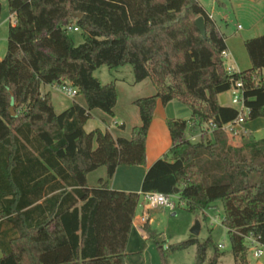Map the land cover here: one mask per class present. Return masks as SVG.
I'll list each match as a JSON object with an SVG mask.
<instances>
[{"label": "trees", "instance_id": "obj_1", "mask_svg": "<svg viewBox=\"0 0 264 264\" xmlns=\"http://www.w3.org/2000/svg\"><path fill=\"white\" fill-rule=\"evenodd\" d=\"M8 5L15 23L0 59V264H126L136 209L147 192L177 194L193 214L221 201L234 264H249L250 239L264 245V136L243 133L235 144V130L224 126L237 119L238 108L220 104L219 94L242 81L244 121L264 118V34L244 42L250 68L231 71L226 36L200 0ZM200 16L205 36L196 24ZM68 26L83 31L81 44ZM125 65L136 83L149 79L156 89L133 102L141 123L129 135L115 136L108 127L87 131L94 110L113 117L118 102L116 84L102 83L94 72ZM61 79L78 92L70 107L57 112L42 86ZM159 100L182 102L191 119L167 120L172 145L147 170L141 193L111 188L118 167L146 164ZM189 123L201 129L200 141L188 137ZM102 167L105 176L90 186L89 175ZM146 230L162 264H170L169 251L191 245H197L195 264H220L223 253L211 238L200 242L192 234L165 248L157 230Z\"/></svg>", "mask_w": 264, "mask_h": 264}, {"label": "rangeland", "instance_id": "obj_2", "mask_svg": "<svg viewBox=\"0 0 264 264\" xmlns=\"http://www.w3.org/2000/svg\"><path fill=\"white\" fill-rule=\"evenodd\" d=\"M200 1L208 10H211V6L214 4V16L218 21L222 32L227 38V45L231 50L235 51V54H237L240 65L244 66V62L246 64L250 63L244 42L249 38L264 34V0H220L216 2L213 0ZM223 3H225V5H223ZM8 15V8H6L0 17V52L4 50L5 54L7 51L8 29L10 26V19L6 18ZM69 35L72 37L76 45H79L84 41L82 30H71L69 31ZM230 62V60L225 59L227 66ZM94 76L104 84L111 82L116 84L119 91V104L116 107V114L113 117L105 115L99 109L94 110L92 118L86 123V129L91 131L97 127L107 128L108 126H111L114 128L111 131H117L119 126L115 124V121L119 122L122 120L126 123L127 129L125 133L126 135H129L133 126L137 124L135 123L136 116L138 117V124L141 123L138 108L132 101L155 94V87L149 79H146L144 82L136 83L134 73L130 65H125L113 70H110L107 66H102L94 72ZM42 89L51 90L52 102L55 105L57 112L65 110L74 102L73 98L68 97L61 91H58L52 85H43ZM230 94L231 91L228 92V95ZM174 105L181 107L180 111L177 110V112H175L176 116L185 120L191 119L192 112L185 104L176 101L174 102ZM191 127V123H189L187 132L189 138L194 142L200 141L202 135L201 129H193ZM236 132L238 134L235 139L238 143L241 141L242 131L238 127ZM209 135L210 134L207 132V134L203 137L208 139L210 138ZM104 171L105 168L102 167L91 173L88 177L89 185L95 186L98 177L103 175ZM142 201L143 198L140 196V205L142 204ZM175 201L177 203V208L173 211L167 210V212L162 216L159 226H157V229L164 233L163 237H161L163 246L165 248L170 246L173 247L188 240L192 236L191 228L198 222L200 225V231L198 235L195 236L199 239V241L203 242L208 238H211L216 246L219 244L221 245L219 248V251L223 253L220 259L221 264H234L229 235L226 227L222 224L224 218V208L222 202H215L217 207L216 209L209 208L204 212L200 211L193 214L188 211L185 205H180L178 199H175ZM169 252L170 264H195L197 245H191L185 249H175ZM145 253L147 261H150L149 264L159 263L161 260L159 250L155 244ZM213 253V248H210L208 250V257H211ZM248 257L251 261L255 260L253 247H250ZM147 261L144 263L140 262L141 264H146ZM140 262H135V264H140Z\"/></svg>", "mask_w": 264, "mask_h": 264}, {"label": "crops", "instance_id": "obj_3", "mask_svg": "<svg viewBox=\"0 0 264 264\" xmlns=\"http://www.w3.org/2000/svg\"><path fill=\"white\" fill-rule=\"evenodd\" d=\"M2 3V12L5 11L6 8H8L9 15L6 17L7 19H10V24L15 23V15L10 12L8 0H0ZM214 2L220 1V0H213ZM201 2V1H200ZM202 3V2H201ZM202 5L205 7V5L202 3ZM225 5V3H223ZM7 6V7H6ZM205 9L209 12L210 16L216 20L214 14H215V6L214 4L211 6V10H208L206 7ZM0 15V17H1ZM1 19V18H0ZM224 19V17H223ZM5 21V19H4ZM3 22V21H2ZM218 23V21L216 20ZM219 25V23H218ZM219 28L221 30V27L219 25ZM222 31V30H221ZM227 43V38H226ZM227 53H228V60H230V64L227 67H233L235 71H243L251 66L250 63H243L244 66H241L239 63V58L237 54H235V51L231 50L229 46L227 45ZM5 56L4 50L0 52V59H2ZM249 62V61H248ZM145 81V80H144ZM142 81V82H144ZM118 90V89H117ZM43 92H51L50 89H42ZM231 91V90H229ZM223 92L219 94V102L223 106H229V107H235L232 102V92L230 95H228V92ZM180 102L178 100H172L168 102L167 104H163L160 100L157 102L154 116L152 119V122L150 124V128L147 135L146 140V164L145 165H133V166H120L117 168L114 177L111 181V188L116 190H123V191H134L141 193V187L143 178L147 172V170L153 165L154 162H156L159 158L163 157L164 154H166L171 145H172V139L170 130L167 125V120L169 118H180L179 116H176L175 112L180 111L181 107H178L174 105V102ZM134 102V100L132 101ZM53 103V102H52ZM182 103V102H181ZM119 104V91H118V102L116 107ZM54 105V104H53ZM55 110L57 111L55 105ZM116 110V108H115ZM184 110V109H183ZM135 112V111H134ZM116 114V113H115ZM136 116V114H135ZM183 119V118H181ZM138 125V117L136 116L135 120ZM116 125L123 124V129H118L117 131H112L115 136L117 135H126V123L122 120L119 122L115 121ZM240 128L242 131L241 135L243 133L251 132L253 134L258 135L259 137L264 136V118H258L249 122H244L243 124L237 125L235 127V133L232 134L234 137L233 142L235 144H238L235 139L237 136V128ZM109 130H113L114 128L111 126H108ZM193 129H196V127H191ZM86 129V125H85ZM101 129H105L101 127ZM87 130V129H86ZM88 131V130H87ZM239 131V130H238ZM211 132L209 131L208 134L211 137ZM201 134V133H200ZM189 137V136H188ZM95 172V171H94ZM93 173V172H92ZM104 174L99 177H104ZM142 196V195H141ZM143 198V196H142ZM168 209H164L161 207L156 208H146L144 205V200L142 201V204H138V207L136 209V216L134 218L133 226L129 235L126 251L128 253L126 264H135V262H146L147 258L145 257V252L154 246L152 243L149 234L146 230V226H149L151 229L158 230L157 232L160 234V237H163L164 233L159 229H157V226H159L160 221L162 219V216L167 212ZM263 253L259 257H255L254 261H251L248 257L249 264H264V245L262 246ZM2 255V251L0 250V257ZM140 262V264H141ZM150 262V261H149ZM147 261L146 264H149ZM155 264H162V261L160 260L159 263ZM221 264V261H220Z\"/></svg>", "mask_w": 264, "mask_h": 264}, {"label": "built area", "instance_id": "obj_4", "mask_svg": "<svg viewBox=\"0 0 264 264\" xmlns=\"http://www.w3.org/2000/svg\"><path fill=\"white\" fill-rule=\"evenodd\" d=\"M67 30L78 31L80 29L77 26H68ZM224 57L225 59L229 57L227 51L224 52ZM228 68L231 71L234 70L232 66ZM52 86L55 87L58 91H61L62 93H64L65 95L71 98H74L78 92L77 87H75L70 82L64 79H61L58 84ZM231 92H232L231 102L235 107L238 108V117L234 122L224 126V129L226 131H233L235 130V127L237 125L243 124L245 122L244 117L248 113V108L245 105V97H244L242 81H238L236 86H234L231 89ZM212 127H214L213 124ZM142 196L146 208L161 207L173 211L177 208V203L175 199L179 200L180 205H184V203L180 201L179 196L177 194H165L162 192H147V193H143ZM250 240H251V247H253L254 250V255L256 257H259L263 253V249H262L263 244L259 243L254 238H251ZM219 247H221L220 244Z\"/></svg>", "mask_w": 264, "mask_h": 264}, {"label": "water", "instance_id": "obj_5", "mask_svg": "<svg viewBox=\"0 0 264 264\" xmlns=\"http://www.w3.org/2000/svg\"><path fill=\"white\" fill-rule=\"evenodd\" d=\"M81 13H74V17H81ZM196 24H197V27L199 28V30L201 31V33L205 36L206 35V29H205V25H204V19L202 16L198 17L197 20H196ZM11 114L12 116H15V111H14V108L12 107L11 109ZM200 231V225L199 223L197 222L192 228H191V233L193 235H198Z\"/></svg>", "mask_w": 264, "mask_h": 264}]
</instances>
